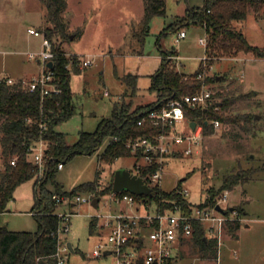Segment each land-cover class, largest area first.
Instances as JSON below:
<instances>
[{
    "label": "rangeland",
    "instance_id": "rangeland-1",
    "mask_svg": "<svg viewBox=\"0 0 264 264\" xmlns=\"http://www.w3.org/2000/svg\"><path fill=\"white\" fill-rule=\"evenodd\" d=\"M165 2V13L154 16L148 31H143V0H67L65 15L70 30H81L82 34L61 41L60 46L67 52L89 58L91 63L72 73L70 85L75 110L69 119L54 126L64 133L66 143L75 142L81 130L93 131L101 119L111 115L115 102H130L134 108L155 100L151 78L161 65V51H167L178 71L185 74L193 73L204 64L205 44L199 38H206L205 29L188 22L186 16L188 8H201L205 0ZM46 24V9L40 0H0V73L6 71L13 77L24 75L28 79L44 69L36 59L28 58V52L42 48V36L29 33L27 28L41 30ZM234 25L249 42L264 48V18H256L251 10L244 20L234 21ZM180 28H184L186 36L176 40ZM54 40L57 42L59 38ZM129 75L136 76L133 93L127 82ZM205 76L215 78L205 84L214 98L221 100L227 96L233 100L228 112L237 116L238 121H220L219 126H213L197 143L187 139L171 142L170 148L178 153L165 156L161 185L164 189L180 185L194 208L204 201L209 190L219 189L225 174L239 170L253 172L246 182L227 189V199L221 201L222 207L229 210L228 217L235 216V208L240 205L246 214L239 216L240 226L234 235L226 229L223 231L218 261L198 257L186 246L176 264H264V57L244 51L222 56L210 65L204 64L201 78ZM247 114L253 118L244 120L242 116ZM172 132L186 136L192 129L183 119ZM110 139L106 136L93 152L76 153L63 162V167L55 170L46 186L54 190L55 183L69 191L97 176L100 184L106 185L113 181L116 169L124 167L134 171L135 163L142 162V158L127 155L109 162L100 159ZM188 147L191 153L185 152ZM36 177L44 178L43 168L38 169ZM80 194L91 195L85 191ZM150 202L149 210H145L142 203L115 202L110 194H105L97 206L89 201L58 204L56 212H72L70 228L63 237L75 249L71 251L69 264L111 263L109 257L87 259L99 240V233L106 234L101 228L89 230L91 215L106 211L154 213V202ZM33 204V178H29L15 187L0 215V225L11 230H37V220L30 211Z\"/></svg>",
    "mask_w": 264,
    "mask_h": 264
},
{
    "label": "trees",
    "instance_id": "trees-1",
    "mask_svg": "<svg viewBox=\"0 0 264 264\" xmlns=\"http://www.w3.org/2000/svg\"><path fill=\"white\" fill-rule=\"evenodd\" d=\"M40 1L46 9L47 22L41 31L50 40L54 52L51 59L52 65L48 70L52 72L53 81L60 88V92L42 97L39 89L30 90L23 85L21 78L11 84L0 81V154L2 158L0 215L4 212L15 187L33 178L34 204L30 211L38 223L35 231L11 230L0 225V264H56L54 252L57 248V228L61 218L55 213L57 203L52 198L53 193L73 196L85 191L90 192L92 197L111 193L112 180L106 185H101L98 176L91 181L78 184L69 191L63 190L55 183L54 190L49 189L46 182L58 169V162H65L76 153L93 152L106 136H110L111 139L100 156L101 160L109 162L127 155L140 158V150L132 152L126 143L140 136L154 138L161 131L160 125H154L148 120L141 125L137 124L140 116L168 100L179 99L186 94H195L201 90L203 84L213 82L214 77L201 78V72L204 64L210 65L216 58L231 56L238 51L251 52L257 57H264V48L249 42L243 31L234 25V21L244 20L251 10L256 18H264V0H205L201 8H188L186 16L188 22L199 24L205 29L204 64L202 63L193 73L185 74L178 71L175 62L167 56V51H161V65L151 78V88L156 91V99L134 108L131 107L130 102H115L108 118L101 119L93 131H79L77 140L68 144L64 133L55 130L54 126L69 119L75 110L70 80L72 73H78L81 67L78 64V54L63 50L60 42L71 39V35L73 38L81 36L82 31L70 30L69 19L65 15L67 0ZM143 3L142 29L148 31L151 19L165 13L166 2L165 0H143ZM54 37L59 40L56 42ZM127 82L133 88V93L136 76L129 75ZM232 103L233 100L230 97L223 96L219 100L212 94L204 104L196 106L186 104L184 112L188 120L202 125L203 134H205L212 130L214 125L211 120L213 119L230 123L238 121L237 116L228 112ZM242 118L249 120L253 116L247 114ZM39 140L46 143L44 178L41 180L36 177L38 165L28 156L30 146ZM157 165H159L157 162L143 165V173L152 171ZM252 172L239 170L225 174L219 189L209 190L208 196L198 206H215L221 197L219 193L233 188L238 183L246 182L251 178ZM151 191L150 195H136V197L139 201L144 199V202L148 204L151 203L150 200L153 201L160 212L178 209L184 213H190L193 209L180 185L171 189H164L162 185L155 186ZM123 192L127 191L124 190L121 193ZM235 210L237 215L233 219L226 220L224 224V230L233 235L240 226L239 216L246 214L242 205ZM223 212L227 215L228 208L223 209ZM94 223V219L90 218L91 232L95 230ZM186 246L192 254H197L201 258L215 260L218 256V240L206 234L204 223L200 220L193 221L191 236L180 240L176 256L165 264H176L179 257L183 256L182 249ZM82 255L84 256V253Z\"/></svg>",
    "mask_w": 264,
    "mask_h": 264
},
{
    "label": "built area",
    "instance_id": "built-area-1",
    "mask_svg": "<svg viewBox=\"0 0 264 264\" xmlns=\"http://www.w3.org/2000/svg\"><path fill=\"white\" fill-rule=\"evenodd\" d=\"M27 31L35 36H42V48L39 51L28 52V58L41 62L44 69L39 74L33 75L28 79L21 78L23 85L30 90L39 89L42 97L60 92V88L53 81V74L48 70L49 66L47 65V62L51 61L54 56L50 40L41 30L34 27H28ZM185 36L186 32L184 28L178 29L176 40ZM199 42L205 44L206 38H199ZM78 59L80 67L91 63L89 58H83L79 54ZM17 79L19 78H13L8 74L0 73V81L11 84ZM105 93L107 94V91ZM212 94V90L203 84L199 92L186 94L179 99L168 100L140 116L137 119V124L141 125L148 120L154 125H160L161 131L154 138L140 136L126 143L132 152L140 150V158H142V162L135 163L134 171L130 170V172L140 176L143 182L151 189L155 186H160L162 181V164L165 156L172 152H178L176 149L170 148V143L174 141L183 142L185 139L197 143L203 136L201 124L196 123L194 128L191 127V121L186 118L184 106L186 104L190 106L204 104ZM183 119L187 120L192 129V133L186 136L172 132V128ZM211 123L217 127L220 121L213 119ZM45 147L46 143L43 140H39L29 148L28 156L38 165V168L44 169ZM191 151L190 147L185 149L186 153H191ZM152 162H157L159 165L152 171L143 173V165L151 164ZM12 163H14V160H12ZM62 167L63 162H58L57 168L60 169ZM121 192L115 193L111 191L110 195L114 198L115 202L124 200L129 205L142 203L145 210H149L151 204L144 202V199L139 201L136 194L129 191ZM227 194V190L223 191L216 205L219 204L222 207L221 201L227 199ZM52 198L57 205L61 203L74 205L78 201L91 202L93 197L92 195L84 197L80 193L73 196L53 193ZM216 205L196 206L190 213H184L178 209L160 212L154 205V213H150L149 211H137L134 213L106 211L93 214L90 218L94 219L95 229L101 228V230L106 231V234L101 235L103 232L99 233V240L95 244L91 256L87 258L109 257L111 259L110 264H165L176 256L180 240L191 236L194 220L202 221L206 234L216 237L218 244H220L225 221L233 219L237 215V212L234 211L236 213L235 216L228 217L223 211H218ZM55 213L61 218V223L57 228L58 243L54 257L56 264H69L71 250L67 245V240L63 237L70 228L72 212L55 211ZM100 219L102 220L101 222L99 221ZM105 252L108 253L105 254ZM215 260L218 261V256Z\"/></svg>",
    "mask_w": 264,
    "mask_h": 264
},
{
    "label": "water",
    "instance_id": "water-1",
    "mask_svg": "<svg viewBox=\"0 0 264 264\" xmlns=\"http://www.w3.org/2000/svg\"><path fill=\"white\" fill-rule=\"evenodd\" d=\"M70 38L72 39L73 35H71ZM47 65L51 67L52 61H48ZM195 124V121H191L192 128L195 127ZM123 190L136 195H150L152 193L151 188L143 182L140 176L131 173L129 169L124 167L115 170L112 181V192L117 193ZM99 200L100 196L93 197L91 204L96 206ZM216 209L218 211H223V208L219 204L216 205ZM67 245L71 251H74L71 242H68ZM106 253L108 252H105V254Z\"/></svg>",
    "mask_w": 264,
    "mask_h": 264
},
{
    "label": "crops",
    "instance_id": "crops-1",
    "mask_svg": "<svg viewBox=\"0 0 264 264\" xmlns=\"http://www.w3.org/2000/svg\"><path fill=\"white\" fill-rule=\"evenodd\" d=\"M39 64H42L41 62H39V61H37ZM43 65V64H42ZM43 71V70H42ZM41 71V72H42ZM5 74H8L6 71L4 72ZM8 75H10V74H8ZM10 76H12V75H10ZM13 77V76H12ZM13 78H24V75H17V76H14ZM73 246V245H72ZM87 257H89V256H87ZM88 259V258H87ZM89 260V259H88Z\"/></svg>",
    "mask_w": 264,
    "mask_h": 264
}]
</instances>
